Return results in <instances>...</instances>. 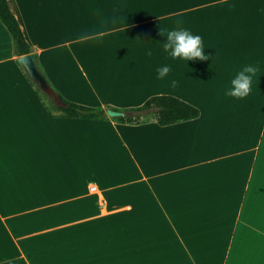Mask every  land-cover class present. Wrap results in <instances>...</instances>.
Here are the masks:
<instances>
[{"label":"crops","instance_id":"obj_1","mask_svg":"<svg viewBox=\"0 0 264 264\" xmlns=\"http://www.w3.org/2000/svg\"><path fill=\"white\" fill-rule=\"evenodd\" d=\"M7 4L64 99L106 110L164 94L200 113L53 117L0 21V264H264V0ZM175 28L208 59L168 55ZM245 65L250 94L227 95Z\"/></svg>","mask_w":264,"mask_h":264},{"label":"trees","instance_id":"obj_2","mask_svg":"<svg viewBox=\"0 0 264 264\" xmlns=\"http://www.w3.org/2000/svg\"><path fill=\"white\" fill-rule=\"evenodd\" d=\"M0 21L10 34L13 51L16 57L33 53L31 46L28 44L23 35L18 21L9 9L7 0H0ZM39 70L41 71L40 68ZM27 79L34 86L37 95L42 100L48 113L53 117L89 119L108 118L105 109L102 107H91L64 99L46 79L62 102V105H56L53 100L46 95V93L42 92L35 85V83L30 80L28 76ZM110 109L122 111L124 113L123 116L112 118L119 123L138 124L152 119L161 126L194 119L197 118L200 113L199 109L194 105L175 96L164 94L150 96L142 104L135 107Z\"/></svg>","mask_w":264,"mask_h":264},{"label":"clouds","instance_id":"obj_3","mask_svg":"<svg viewBox=\"0 0 264 264\" xmlns=\"http://www.w3.org/2000/svg\"><path fill=\"white\" fill-rule=\"evenodd\" d=\"M161 32V31H160ZM162 36H166V41L163 44L164 51L173 59L188 60H205L209 54L204 51L202 37L194 34L188 28H175L169 30L166 34L161 32ZM151 55L149 51L147 53ZM170 72L168 65L157 68V78L162 79ZM257 69L252 65H245L231 80V87L226 93L237 99L247 97L252 88V80L256 75ZM177 81L171 80V85L176 86Z\"/></svg>","mask_w":264,"mask_h":264},{"label":"water","instance_id":"obj_4","mask_svg":"<svg viewBox=\"0 0 264 264\" xmlns=\"http://www.w3.org/2000/svg\"><path fill=\"white\" fill-rule=\"evenodd\" d=\"M17 62L21 64L26 71L28 77L36 84V86L48 97H50L56 105H62V102L58 98L54 89L48 84L45 76L39 70L37 65V61L34 53L24 54L17 57ZM106 115L110 118L123 116L124 113L122 111L106 109Z\"/></svg>","mask_w":264,"mask_h":264}]
</instances>
